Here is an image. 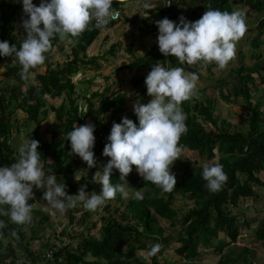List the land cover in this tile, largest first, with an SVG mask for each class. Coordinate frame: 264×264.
Wrapping results in <instances>:
<instances>
[{
    "label": "trees",
    "instance_id": "1",
    "mask_svg": "<svg viewBox=\"0 0 264 264\" xmlns=\"http://www.w3.org/2000/svg\"><path fill=\"white\" fill-rule=\"evenodd\" d=\"M133 1L135 0H113L112 9L125 10L122 6ZM234 1L236 0H171L167 6V0H158L156 6L147 9V12L151 18L167 17L179 22V17L183 15L188 20L195 21L209 7L228 12L238 11L234 8ZM240 1L246 5L247 14H259L264 10V0ZM32 2L39 5L34 0ZM17 15L21 17L20 21H17ZM24 18L26 14L18 0H0V40H8L10 44L14 43L19 47L26 36L21 23ZM155 21L151 25L148 22L146 24L156 28ZM245 24V35L255 32L251 37L253 48L257 49L262 45L264 50V15L253 20V26H248L246 22ZM102 31L91 20L86 29L76 37L69 35L61 39L58 35L54 36L50 50L45 53V72L36 75L39 81L37 85H31L23 91L16 90L11 85L6 94L0 79V166L10 165L17 160L12 145L7 142L8 134L13 128V109L24 110L28 113V120L38 124L41 121L40 114L44 116L47 112L45 94L52 98L63 95L64 100L57 107L49 104L60 123L57 131L52 132L51 141L40 138L36 129L29 140L33 138L39 141L38 151L41 153L45 174H54L58 183L63 182L66 185L65 191L68 194H76L81 185H86L85 190L88 192L101 191V185L92 177L96 171L102 172L103 166L110 159L102 155V150L113 122H120V113L126 110L125 94L118 87H113L116 84L108 83V77L102 90L97 87L88 94H77L72 76L80 69L98 68L93 63L95 57L86 59V48ZM66 37L71 41L70 53H67L63 62L52 63L49 57L53 46H65L61 41ZM254 53L257 58L260 56V52ZM240 55L234 56L238 59ZM157 63L165 67H183L186 72L197 73L198 77V69L205 67V61L181 64L174 54L165 57L159 51L158 45L150 48L146 56L136 55L128 65L129 68L133 66L144 70L143 73L133 76L132 85L137 89V97L146 92L145 76ZM3 64L6 67L0 72L3 76L16 77L18 69L22 67L18 59L17 66H11L9 56H0V70ZM232 71L233 78L229 87L221 89L220 95L225 101H235L239 97L242 99L241 106L246 110L240 115L242 125L237 126L236 121L226 120L216 114L211 97L199 99L194 94L181 103L186 114L187 131L180 136L178 146L195 150L199 157L221 163L228 177L221 188L217 191L208 189L207 182L202 177V164L198 159L193 164L190 161L185 162L182 170L176 171V187L171 191H163L151 181L143 180L137 173L130 179V183L134 184L135 190L143 193L142 199H136L132 194L124 198L117 192L114 199L107 200L96 211L85 210L78 203L66 215H62L65 220H71L74 213L80 212V228L70 233L69 244L56 254L57 264H171L173 259L164 255L165 247L169 246L170 241L165 221H168L171 230L176 233L175 243L178 245L172 246L175 248L173 252L183 260L181 264L197 259L199 250L217 254L218 259L213 264H254L255 252L249 242L254 238L264 248V212L260 216H249L255 219L250 222L239 207L242 202H247V197L255 202L259 197L258 188L264 187L260 176L261 173L264 174V93L257 87L254 76H258L260 83L264 84V58L250 67H245L240 62ZM79 99L84 100L85 110L79 106ZM99 114L102 115L101 119L97 118ZM129 118L138 125L134 111H131ZM86 120L95 122L93 151L96 164L93 167H88L78 154L71 151L70 142L66 138L74 124L81 125ZM58 134L61 135L55 139ZM134 167L135 165L132 166ZM74 173L82 176L79 181L75 179ZM110 179L113 184L124 183L115 167L110 173ZM35 188L34 186V196L29 202L37 197ZM175 195L190 199L193 206L183 210L174 208L171 202ZM40 219L39 226L34 227L35 224L28 226L30 222L16 224L9 216L0 215V220L6 225L0 229V264H26L23 261L24 256L15 254L10 239H22L25 237V230L33 238H38L39 233L44 231L41 235L50 236L52 230L40 227L41 223L48 221V216ZM97 223H100L98 235L90 232L91 227L97 226ZM252 223L255 224L253 231L246 234L249 240L247 245H238L237 241L244 228L251 227ZM52 228L55 230L56 226L53 225ZM157 243L160 244L159 250L150 259L147 258L143 252H147ZM28 259L32 261L34 257L30 256ZM36 261L37 259L34 262ZM44 262L41 260L39 264H49Z\"/></svg>",
    "mask_w": 264,
    "mask_h": 264
},
{
    "label": "clouds",
    "instance_id": "2",
    "mask_svg": "<svg viewBox=\"0 0 264 264\" xmlns=\"http://www.w3.org/2000/svg\"><path fill=\"white\" fill-rule=\"evenodd\" d=\"M18 2L22 4L23 13L26 14L21 22L26 36L19 47L14 43L10 44L8 40H0V56L10 57L14 54L22 65L17 71L18 75L24 74L16 79V84L19 85L29 82L27 73L34 75L35 68L44 65L45 72V53L50 50L54 36L58 35L61 39L69 35L76 37L86 29L91 20L94 26L95 20L98 21V26L107 25L109 20L116 18L113 11H119L117 20L111 21L106 27H98L104 31L118 23L125 11L112 9L113 0H40L39 5L32 0ZM170 3L171 0L168 4ZM155 23L158 26V48L165 57L174 54L181 64L215 61L220 68L226 67L234 57L235 42L246 30L245 19L240 11L228 12L211 7L195 21L181 15L179 22L164 17ZM58 47V44L53 46L50 57L55 51L58 52ZM11 66H17V62ZM37 74L26 89L39 83ZM25 78L28 80L24 81ZM197 80V73L186 72L180 66L165 67L160 63L152 66L145 76L146 91L151 99L147 103L136 102L133 105L138 125L126 116L121 117L120 122L114 121L112 124L102 150V155L110 159L103 166L102 172L96 171L92 177L101 185L99 193L88 192L85 190L87 186L81 185L76 194H68L65 191L66 185L58 183L54 174H45L41 153L38 151L39 141L32 138L19 145V158L10 165L0 166V215L9 216L16 224H25L32 219L34 225L42 216L41 213L31 212L29 200L34 196V186L45 189L43 197L50 206L52 215H66L78 203L85 210L96 211L107 200L114 199L117 192L127 198L129 193L125 184L111 182L110 173L114 167L119 170L121 180L126 181V176L135 165L143 180L151 181L163 191H171L176 187V177L170 171V166L180 156L178 141L187 131L186 114L181 103L194 95ZM60 97L64 98L63 95ZM45 98L48 102L52 97L45 94ZM81 102L86 107L83 99ZM94 129L95 125L91 122L79 126L74 124L66 135L71 151L78 154L88 167L96 164L93 151ZM81 177L75 176V179L79 181ZM202 177L210 191L219 190L228 179L223 165L218 161L203 162ZM132 195L136 199L143 198L140 191ZM3 205L9 207L4 208ZM63 223L64 221L58 225ZM5 226V222L0 220V229ZM79 228L78 226V230ZM159 248L158 243L152 245L146 252V257L150 259Z\"/></svg>",
    "mask_w": 264,
    "mask_h": 264
},
{
    "label": "rangeland",
    "instance_id": "3",
    "mask_svg": "<svg viewBox=\"0 0 264 264\" xmlns=\"http://www.w3.org/2000/svg\"><path fill=\"white\" fill-rule=\"evenodd\" d=\"M154 2V0H152ZM35 3H40V0H34ZM141 2H132L129 3L127 6L131 8L130 11H123L121 14V18L119 20V26H110L106 28V30L102 31L101 34H99V37L95 39L91 45L88 46L87 51H86V59H89L90 57H95V60L93 63L95 66H98V68L92 69V70H84L80 69L77 74L72 76V80L78 85L83 87H86L85 81L88 79H97L101 82V90L103 87L106 85L103 82V75L110 76V79L107 80L108 83L114 85L113 87L116 89L117 87L119 88L120 92H124V106L126 107V110L122 113H120L121 117H128L133 111V105L136 102L140 103H147L150 99L151 96L147 94V91L141 95L140 97H137V89L133 87L132 82H133V76H136L138 74L143 73V68L137 69V68H130V69H125L122 64H127V61L123 58H121L118 55V51H126L125 45L127 44L134 50L135 54L137 56H145L147 55L149 48L151 47L152 44H154L155 37L150 36L147 34L149 29L144 25V21L148 20L149 18V13L147 14L144 9V6L141 4ZM234 3V8L238 11H240L243 16H245V22L248 24V26H253L251 22L253 20L259 19L262 15H264V10H262L259 14L258 13H250L247 14L246 10L247 7L243 3V1L236 0L233 2ZM126 5H124L125 7ZM19 10H17L18 12ZM130 12V13H129ZM146 16V17H145ZM128 17L130 19V22H134V24H124V18ZM17 21L21 20V17L17 15ZM123 23V24H122ZM19 24V23H18ZM122 24V26H120ZM118 30V31H117ZM255 32L252 31L250 33H247L246 35L244 34L238 41H236V47H235V54L240 55L239 58L234 56V58H231L230 61L228 62L227 66L224 68L218 67L215 61L212 62H206L205 61V67L198 69V80L196 84V89L194 94H196L199 99H205V97H211L212 99V106L215 107V112L218 114L220 117L225 118L226 120L229 121H236L237 126L242 125V121L240 118V115L245 113L246 110L241 106L242 99L239 97L235 101H225L222 99L220 92L221 89L225 90L226 88L229 87V84L233 78V68H236L239 66V63L242 62V64L245 67H250L252 64L256 61L260 62L261 59L264 58V50L262 49V45H260L257 49L253 48L252 42H251V37L254 36ZM127 37H132V39L127 38ZM155 41V42H154ZM65 45L64 52L70 53V42L67 37L65 40L61 41ZM114 44L116 46L113 48ZM124 44V45H123ZM126 45V46H127ZM60 47V46H59ZM58 47V52H54V54L49 57L51 60L53 58L57 61V59L60 56L62 59L64 56H66L65 53L60 52L59 53V48ZM56 50V48L54 47ZM121 51V53H122ZM254 52H260V56H256ZM59 53V54H58ZM124 56V55H123ZM10 59V65H15L17 62L16 57L14 54ZM121 61V62H120ZM120 63V64H119ZM22 66V65H21ZM22 68V67H21ZM44 65H42L40 68H35L34 70V75L32 73H27L29 82L27 84H16V79L19 77L18 74H16V77H9V76H3L2 74L0 75L1 83H2V89L3 91L7 94L9 92V87L11 85L15 86L16 90H25L27 85L31 83V80H33L35 74L43 72L44 71ZM6 67L5 65L1 66L0 72L5 70ZM255 76V83L257 84V87L261 89L264 93V84L260 83V79L258 76ZM105 77V76H104ZM28 79H24L26 81ZM220 86V87H219ZM79 87V86H78ZM90 89V88H89ZM89 92V90L87 89ZM15 95H18L15 93ZM47 98V97H46ZM139 98V99H137ZM61 97L57 98H50L47 104V112L44 116L40 114L41 121L40 123L36 124L34 121L28 120V113L25 112L24 110L20 108H14L13 113L11 114V120L13 122V128L10 130L8 136V141L13 149H14V154L15 157L18 159L19 158V152H18V147L25 141L29 140L30 135H32L35 132V129L38 132V136L42 139H48L51 141L52 138V132H56L59 123V120L55 116V112L50 109L49 104L52 103L56 107L58 104L61 102ZM64 100V99H62ZM66 102V100H65ZM78 103L81 105V108L84 110L85 107H83V103L81 102V99H79ZM67 104V103H66ZM14 104L11 105L13 107ZM98 119L102 118V115L99 114ZM91 122L95 125V122L93 120H86L84 122L88 123ZM76 126H79L77 124ZM61 134L56 135L55 139H58ZM180 156L170 166V171L172 173H176V171L182 170L184 167L183 164L187 161H190L191 164L193 162L197 161L203 164V162L206 161H213V160H208L206 157H199L198 153L195 150L187 149V148H180ZM99 162H102L101 160ZM182 167V168H181ZM138 172L136 171V167L132 168V171L126 176V181H124V184L126 186V190L129 193V196L136 192L137 190L134 189V184L130 183V179L135 177ZM76 176H79L76 174ZM261 180L264 181V174L261 173ZM175 177L176 174H175ZM141 190V189H140ZM258 193L259 197L255 202H252L251 197H247V202H242V205L239 207L240 211L244 212V215L247 216V219L250 222H254L255 219L254 217H249L251 215H257L260 216L263 214V205H264V187L258 188ZM172 206L176 209H187L188 207L193 206L192 201L186 197H183L181 195H175L174 200H172ZM247 204V205H246ZM255 205V206H254ZM262 210V211H261ZM99 215V214H98ZM95 216V215H94ZM98 222V221H97ZM166 222V228L169 230V235H170V241H169V246L165 247V253L164 255L167 256L169 259L175 260V262L171 261V264H181L182 259L180 260L178 256L173 252L175 249L173 246H177L178 243L176 241V233L171 230V227L168 223ZM96 224V222H95ZM255 224L252 223L250 226L252 227H246L244 228V232L240 235L237 244L238 245H247L248 243V238H246V234L248 235L249 232L253 231V226ZM100 223H97V226L94 225L91 227L90 232H97L99 231ZM245 229H247L245 231ZM252 237V236H251ZM173 245V246H172ZM249 245L254 249L255 252V258H254V264H264V248L260 246V244L253 238L250 242ZM232 245H230L231 247ZM139 253V252H138ZM144 255L146 252H143ZM252 257V256H251ZM197 259H194L193 261H188V264H199L198 261L204 263V264H213L218 258V255L215 253L211 252H204L199 250V255L196 257Z\"/></svg>",
    "mask_w": 264,
    "mask_h": 264
},
{
    "label": "crops",
    "instance_id": "4",
    "mask_svg": "<svg viewBox=\"0 0 264 264\" xmlns=\"http://www.w3.org/2000/svg\"><path fill=\"white\" fill-rule=\"evenodd\" d=\"M142 1V5L144 6V9H145V11L144 12H146L147 14H148V12H147V9H150V8H153L154 6H156V3H158L157 1L158 0H154V2L152 1V0H135L134 2H141ZM130 2H126L124 5H126L125 6V10L126 11H130L131 12V8H129V6H127L128 4H129ZM132 3V2H131ZM129 12V13H130ZM146 17V16H145ZM148 20H146V21H144V25H145V27H146V30H147V28L149 29V28H151V26H147V22L149 23V25H151L152 24V22H154V20H159L160 18L159 17H154V18H151L150 17V14H149V18H147ZM124 24H134V22H131V23H129L130 22V19H128V17H126L125 19H124ZM123 24V23H122ZM122 24L120 25V26H122ZM116 25L117 26H119V23H116ZM114 26H115V24H114ZM153 26V25H152ZM118 31V30H117ZM148 31V30H147ZM147 34L148 35H150V36H154L155 37V43L154 44H152L151 45V47L150 48H155V47H157V34H158V26L155 28H151L148 32H147ZM98 38V37H97ZM127 38H130V39H132V37H127ZM91 45V44H90ZM124 45V44H123ZM127 45V44H126ZM125 45V48H126V51L124 50V51H122V53H121V51H118V55L121 57V58H123V59H125L126 61H127V64H122L123 66H124V68L127 70V69H130L129 67H128V65L130 64V61L132 62L133 60H134V58L136 57V54H135V52H134V50H132V48L130 47V46H126ZM116 46V44H114V46L113 47H115ZM60 48V47H59ZM149 48V49H150ZM60 49H62V51H59V53L60 52H63V53H65L66 54V56H64L63 57V59L60 57V56H58L57 55V57H59L58 59H57V61L53 58V60H51L50 59V61L51 62H63L66 58H67V53L66 52H64V49L63 48H60ZM114 48H112L111 50H113ZM58 53V54H59ZM124 55V56H123ZM146 56V55H145ZM131 68H136V67H131ZM94 69V68H93ZM90 70H92V69H90ZM105 76V77H104ZM103 78V82L105 83V79H106V77H108L109 79H110V76H107V75H103L102 76ZM85 83H86V87H83L82 88V86H80V85H78L77 86V84H76V92H77V94L79 93V94H81V93H83V94H88V93H90L92 90H95L97 87L99 88L100 86H101V82L98 80V78L97 79H88V80H86L85 81ZM90 88V89H89ZM87 89L89 90V92L87 91ZM62 100V99H61ZM60 100V101H61ZM51 104V103H50ZM55 131H57V130H55ZM45 140H48V139H45ZM49 141V140H48ZM76 174L78 175V173H74V176H76ZM35 191H36V193H37V197H36V199L34 200V199H32L29 203H31V212L32 213H41V217L40 218H42L43 216H48V221L44 224V223H41L42 224V226H40V227H43L44 229H53L52 227H53V225H55V226H58V224H60V223H62V221H63V219H64V217L61 215V214H59V213H57L56 215H52L51 214V212L49 211V205H48V203H47V201L45 200V198L43 197V192L45 191V189L44 188H35ZM42 211V212H41ZM39 220H41V219H39ZM39 220L37 221V222H35V225H34V227H37V226H39ZM65 220V219H64ZM44 224V225H43ZM26 233H28L29 234V231H26L25 230V237H23L22 239H17V238H13V241H12V239H10V241L12 242L11 244H12V246L14 247L13 249H14V252H15V254H17V255H21V256H24V258H30V256H33L34 257V259L32 260L33 262L37 259L36 258V253L37 252H39L38 250L40 249L41 250V247L39 246V245H35V244H33V246L28 242V240H27V235H26ZM45 233V231L42 233H39V236L41 235V234H44ZM96 235H98V233L97 232H94ZM34 249H36V250H34ZM5 264V263H4ZM6 264H8V263H6ZM34 264H35V262H34Z\"/></svg>",
    "mask_w": 264,
    "mask_h": 264
},
{
    "label": "built area",
    "instance_id": "5",
    "mask_svg": "<svg viewBox=\"0 0 264 264\" xmlns=\"http://www.w3.org/2000/svg\"><path fill=\"white\" fill-rule=\"evenodd\" d=\"M168 3H169V0H167V6H169ZM113 13L116 15V18L109 20V23L113 20H117L119 17V11H113ZM109 23L107 25L98 26V21L97 20L94 21V24L97 27H106L109 25ZM79 216H80V212H76L73 214L71 220H66L64 221L63 225L56 226V229L52 232L50 237H48L47 235H41L38 238H33L28 233L26 234L27 240L32 246L33 244H35L41 247V250L39 249L38 250L39 252H37L35 255L37 258V261L35 262V264H39L41 260L43 262L45 261L44 263L57 264L56 254L59 253V251L63 247L69 244L70 233L73 230L74 231L78 230ZM31 225H33L32 219L28 226H31ZM23 261L26 264H28L29 262H32V264H34V262L30 261L28 258H23ZM17 262L18 260H16V263Z\"/></svg>",
    "mask_w": 264,
    "mask_h": 264
}]
</instances>
